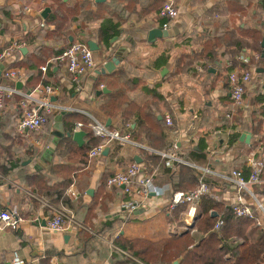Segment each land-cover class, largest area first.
<instances>
[{"label":"crops","instance_id":"obj_1","mask_svg":"<svg viewBox=\"0 0 264 264\" xmlns=\"http://www.w3.org/2000/svg\"><path fill=\"white\" fill-rule=\"evenodd\" d=\"M78 1L63 0L59 5V0H0V52L14 43L21 45L0 64V82L22 92L38 85H52L56 89L54 101L64 107L50 118L48 126L23 135L17 131L21 95L17 93L5 101L0 115V167L7 174L0 171V208L16 207L25 222L19 229L0 225V264L36 263L48 249L55 251L53 264L62 263L58 252L64 253L65 264H112V248L121 249L114 244V239L120 235L126 239L170 241L191 230L193 237H197L196 228L191 227L196 220L192 224L186 221L187 204L174 208L170 205L174 191L190 190H175L172 176L179 172L180 165L189 164L178 161L168 164L169 158L161 153H174L176 147L175 153L198 170V181L204 177L206 182L214 184L208 195L227 205L234 202L237 193L234 182L229 179L232 170L239 169L248 178L252 170L248 162L250 155L254 153L264 160V100L254 103L258 92H264L261 53L247 46L231 57L226 50L236 46L222 44L209 50L210 54L204 53L212 39L226 34L248 42H262L263 0H177L180 15L167 30L168 36L152 39L149 32L162 29L158 15L161 0H106L101 17L86 21L85 30L78 31L75 20L70 26L76 40H83L87 32L99 31L106 20L117 28L108 44L90 39L99 45V50L94 51L96 68L84 77L80 89L72 83L64 65L55 62L46 71L42 70L66 46L62 41L63 32L48 22L49 17L59 7L63 12L71 10ZM47 7L50 12L44 18L42 13ZM97 10V4L91 5L92 12ZM73 39L70 35V41ZM241 54L250 57L253 64L246 68V62L238 59ZM115 57L118 63L112 70L101 72L104 64ZM8 68L20 70L21 80L5 78L3 72ZM235 69L253 72L246 94L247 105L239 110L233 107L228 82L229 73ZM103 88L108 92L99 94ZM121 92L124 95L120 100L127 99L130 101L127 105H132L127 122L120 115H107L103 106ZM62 112L73 113L76 124L96 119L110 130L129 133L132 137L126 144L110 143L106 155L90 158L86 165L82 163L85 167L76 172L78 177L73 183L77 197L69 195V188L66 191L73 204L64 207L83 223L85 228L81 230L97 235L101 241H92L101 253L87 248L85 257L79 251L81 230L49 229L47 220L52 210L47 204L51 203L33 193L25 177L47 171L48 183L52 185L59 179L58 174L48 173L53 165H79L64 159L57 150L65 132ZM228 113L231 117H227ZM167 115L173 119L172 126L165 121ZM245 131L251 133L249 144L240 140ZM235 134L239 140L231 143L229 136ZM88 141L86 135L84 144ZM240 143L253 146L244 157L238 151ZM191 149L203 156L198 155V161L191 159L188 156ZM133 161L156 175L162 192L153 191L142 200L137 195L124 193L122 187L109 188L102 183L103 176L109 177ZM205 169L210 171L204 172ZM90 189L92 193H88ZM132 200L137 202L135 208L123 207L122 204ZM261 200L264 204V196Z\"/></svg>","mask_w":264,"mask_h":264},{"label":"trees","instance_id":"obj_2","mask_svg":"<svg viewBox=\"0 0 264 264\" xmlns=\"http://www.w3.org/2000/svg\"><path fill=\"white\" fill-rule=\"evenodd\" d=\"M62 5L63 0H59ZM97 4L99 11L92 12L91 5ZM164 0H161L158 8L162 7ZM107 1L97 2L96 0H79L78 3L69 11L63 12L59 7L55 13H53L48 22L55 24V28L59 32H63L62 41L65 43V47L71 45L75 41H81L88 43L90 39L95 38L98 43L104 42L105 44L110 43L111 38L117 33L116 26L112 25L109 20L104 21L101 24L99 31L87 32L83 40H76V34L71 30L73 20L78 22V31L85 30V22L90 20L91 17H101L100 11L105 9ZM264 8V0L262 2ZM70 35H73L74 39L70 41ZM223 40V42H221ZM222 44L224 46H236L235 49H227L226 51L234 56L237 52H242L245 47H251L257 49L260 53V59L262 57L263 48L262 42H248L242 38H236L233 34H226L225 36L217 37L212 39L204 48L205 54H210L208 51L215 48L217 45ZM63 48V49H64ZM60 51V53L63 51ZM258 60V61H259ZM252 61L245 63L246 68L252 65ZM259 69V67H258ZM124 94L114 97L113 101L104 104V110L107 115L113 117L120 115L124 122L130 117L128 110L132 105L127 99H121ZM254 103L257 101L264 100V92L259 91L258 96L254 99ZM122 104H126L124 106ZM115 110H117L115 112ZM4 112V111H3ZM3 112L1 114H3ZM78 115V114H77ZM53 115L49 117L50 118ZM73 113H64V128L65 132H73L76 126V120L73 118ZM48 121V122H49ZM83 129L87 132V138L89 141L82 146L78 145L72 138L63 137L57 146L59 154L67 161H74L75 166L68 165L67 163L53 165L49 170V174L56 173L59 175V179L54 184L48 183L46 172L37 171L36 173L27 174L26 181L28 187L33 193L45 197L49 203L55 206H71L73 203L68 197L66 191L77 180L80 168L88 164L90 157L87 152L101 142V139L97 137L92 128L89 126V122L86 119L83 123ZM239 135L235 134L229 136L231 143L237 142ZM202 148V146H200ZM253 146H248L244 143H240L238 151L240 155L244 157L250 153ZM198 155L202 157L201 152H197L191 149L188 156L191 159L198 161ZM154 157V156H153ZM237 167V166H236ZM2 173L7 174V170L0 167ZM198 170L189 165H180L178 173H173V182L175 190L181 188L195 189L198 185ZM107 176L102 177V183L106 184ZM264 179V171L262 173ZM227 182V181H226ZM210 188H214V184L207 182ZM223 183V182H221ZM225 187V186H224ZM253 192L255 196L263 203L261 198L264 196V182L261 183L260 187L257 185L253 186ZM247 198L251 199L248 192H245ZM186 206V205H185ZM187 207V206H186ZM185 207V208H186ZM184 208V209H185ZM199 216L196 219L194 228H196L197 237H193L191 230L186 232L180 237H176L172 240H160L151 241L145 238H133L126 239L122 235L114 239V244L124 251H127L134 258L128 256L123 251L112 248L111 262L112 264H141L138 260L145 264H173L176 259L181 258L180 264H264V229L256 224L255 219L241 218L234 214L232 205H227L226 202L220 200L216 201L210 195L205 194L201 198V202L198 206ZM217 211L218 215H214ZM258 215L259 213L255 211ZM222 220L223 223L220 228L215 229V224L218 220ZM78 238L81 244L79 251L82 255L86 253V249L89 248L91 251L97 249L93 240H99V237L87 230H81L78 232ZM102 248L106 251L107 247L101 244ZM86 251V252H84ZM101 253V251H100ZM55 251L48 249L42 258H39L36 263L28 262L26 264H53L52 259ZM60 255L61 264L63 262L64 253L58 252ZM86 255H84L85 257Z\"/></svg>","mask_w":264,"mask_h":264},{"label":"built area","instance_id":"obj_3","mask_svg":"<svg viewBox=\"0 0 264 264\" xmlns=\"http://www.w3.org/2000/svg\"><path fill=\"white\" fill-rule=\"evenodd\" d=\"M158 15L162 29L168 30L180 15L177 0H164L162 7L159 9ZM41 25L45 26V23L42 22ZM20 47L21 45L19 43H14L10 47L1 51L0 64ZM256 57L259 58V55L257 54ZM238 59L246 63L251 61L250 57L244 54L239 55ZM55 62L66 67L71 76V81L77 86V89H80L84 77L96 68L94 51L90 48L88 43L81 41H75L64 48L58 56L48 61V63L42 67V70L46 71L48 66ZM3 76L7 79L18 81L21 80L22 73L15 68H8L4 70ZM252 81V70L239 72L235 69L229 73L228 82L234 109L239 110L246 107V94ZM17 93L21 95L19 103L21 114L17 122V131L19 134L26 135L41 130L48 123L51 115H54L56 112H61L64 109V107L58 105L53 100L56 89L52 85H38L29 92H22L15 87L0 82V115L4 110L6 99ZM227 117H231V113H228ZM165 121L167 125L172 126L174 124L173 119L169 115L165 117ZM83 126L82 122H78L74 131L81 130ZM89 126L92 128L94 134L101 139V142L89 151L90 158L100 157L103 150L112 142L116 141L119 144H126L132 140L129 133L122 134L117 130H110L96 119H93L89 123ZM174 150L176 152L177 148L175 147ZM175 152L161 154L169 158L168 164L172 165L174 161H178L191 165ZM248 162L252 168L248 178L239 169H233L229 177V179L234 182L237 191L236 198L231 205L236 216L255 219L256 224L264 229V204L251 190V187L263 182L262 173L264 171V161L257 158V155L253 153L250 155ZM209 171V169L204 170V172ZM156 178V175L149 173L144 165L133 161L127 167L119 169L111 174L107 178L106 185L109 188L113 186L122 187L124 193L135 196L137 195L143 200L153 191L162 192L163 188L157 185ZM210 192V186L204 180V177H201L199 184L195 189L188 191H174L171 195L170 205L174 208L181 204H187L186 221L187 223L192 224L198 216V206L202 196L209 194ZM245 192L250 194L251 199L246 197ZM68 193L72 197H77L78 192L73 184L69 187ZM122 205L123 207L133 209L137 206V202L132 200L129 203H124ZM47 206L52 210V215L47 220V226L49 229L63 232L72 228L76 230L85 228L83 223L77 221L74 214L71 213L67 207L54 206L51 204H47ZM255 211L259 214L257 215ZM24 222L25 219L20 215V212L16 207L2 209L0 213V225L3 228L19 229ZM222 223L223 221L221 219L218 220L215 224V229L220 228ZM121 251L134 258L127 251ZM138 261L141 264H145L140 260Z\"/></svg>","mask_w":264,"mask_h":264},{"label":"water","instance_id":"obj_4","mask_svg":"<svg viewBox=\"0 0 264 264\" xmlns=\"http://www.w3.org/2000/svg\"><path fill=\"white\" fill-rule=\"evenodd\" d=\"M97 2H103L105 0H96ZM50 12V8L47 7L44 9L43 13H42V16L44 18H47L48 17V14ZM168 36V31L167 30H163L161 28H154L152 29L150 32H149V37L152 39V38H156V37H166ZM88 45L90 46V48L93 50V51H97L99 50V45L93 41V40H89L88 41ZM262 48H263V54H262V57H264V37H263V40H262ZM118 63V60L117 58H113L111 61H108L104 64V67L103 69L101 70V72H105L106 70L107 71H111L112 70V67L115 66L116 64ZM99 94L101 93H105V92H108L107 91V88H103L102 90L98 91ZM53 100H56L55 97H53ZM65 112H62V114H64ZM110 121V120H109ZM87 135V132L85 130H77V131H73V132H62V137H70L72 138L75 142H77L80 146H82L84 144V137ZM240 140L245 142V143H250L251 142V133L248 132V131H245L242 133L241 137H240ZM109 151V147H106L102 154L103 155H106ZM88 193H92V189H90L88 191ZM2 209L0 208V213H1ZM215 215V214H214ZM194 225L192 224L191 227H193ZM180 263V260L177 259L174 261V264H179Z\"/></svg>","mask_w":264,"mask_h":264},{"label":"rangeland","instance_id":"obj_5","mask_svg":"<svg viewBox=\"0 0 264 264\" xmlns=\"http://www.w3.org/2000/svg\"><path fill=\"white\" fill-rule=\"evenodd\" d=\"M50 122H51V120H50ZM49 124H47L46 126H48ZM42 130V129H41ZM40 131V130H39ZM39 131H37V132H39ZM264 161V160H263Z\"/></svg>","mask_w":264,"mask_h":264}]
</instances>
